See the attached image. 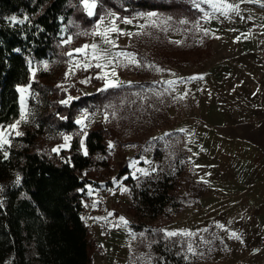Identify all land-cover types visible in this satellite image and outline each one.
I'll return each mask as SVG.
<instances>
[{"label": "rangeland", "instance_id": "374dc122", "mask_svg": "<svg viewBox=\"0 0 264 264\" xmlns=\"http://www.w3.org/2000/svg\"><path fill=\"white\" fill-rule=\"evenodd\" d=\"M154 1L171 3V10L122 18L105 6L94 20L83 0H72L75 12L63 26L57 52L30 62L31 81L18 88L27 89L19 91L20 116L0 125L9 141L0 151L8 155L10 146L23 143L19 137L33 132L31 150L63 161L73 134L62 128L67 111L61 106L115 82V91L80 106L75 116L83 152L84 133L95 121L111 129L107 153L82 172L90 181L83 218L92 264H264V197L230 201L234 185L226 177L236 149L232 140L255 144L264 155V0ZM224 4L233 9L225 13ZM10 19L21 22L16 15ZM113 24L119 29L108 33L114 45L95 34ZM85 45L84 52L76 51ZM65 136L71 140L61 148ZM124 164L128 172L118 175ZM155 172L154 179L146 177ZM165 175L178 195L167 196L154 211L134 190L159 193L164 187L157 179ZM128 176L140 179L128 184ZM180 197L185 206L176 211L172 202ZM29 256L38 264L32 250Z\"/></svg>", "mask_w": 264, "mask_h": 264}, {"label": "trees", "instance_id": "16d2710c", "mask_svg": "<svg viewBox=\"0 0 264 264\" xmlns=\"http://www.w3.org/2000/svg\"><path fill=\"white\" fill-rule=\"evenodd\" d=\"M71 1L0 0V125H8L20 116L18 88L31 81L30 62L57 52L63 26L75 12ZM104 1L105 4L96 6L92 19H98L105 6L122 18L140 10L165 12L172 7L171 3L154 0H122L120 4ZM78 13L83 22L88 21L82 11ZM14 15L21 22L12 24L10 18ZM116 89L104 88L71 100L69 106H61L67 111V118L59 121L64 131L73 134L63 161L55 162L31 150L36 137L33 132L19 137L23 143L10 146L7 156L0 151V264H32L30 250L38 264H92L88 227L83 218V197L90 181L82 172L97 165L98 156L107 153L111 129L105 122L95 121L87 130L85 155L75 116L80 106L96 103ZM47 115L42 118L44 121L48 120ZM127 168L124 164L118 175L127 173ZM156 175L155 172L146 177L154 179ZM168 178L165 175L157 179L164 187L159 193L136 189L134 192H140L143 202L155 211L157 204L167 202V196L178 195L173 193L174 185H168ZM139 179L128 176L125 181L135 184ZM178 200L172 202L176 211L185 206L181 197Z\"/></svg>", "mask_w": 264, "mask_h": 264}, {"label": "crops", "instance_id": "0c3cea01", "mask_svg": "<svg viewBox=\"0 0 264 264\" xmlns=\"http://www.w3.org/2000/svg\"><path fill=\"white\" fill-rule=\"evenodd\" d=\"M232 144L233 149H236L230 154L231 173L226 176L230 178V184L234 185V190L228 192L233 195L230 201L234 200L238 203L246 196L244 198L246 201L262 202L264 197V155L259 152L255 144H244L239 140H232ZM243 149L245 152L242 151ZM226 182L221 180V186ZM215 186L216 184L213 185V187ZM220 191L222 190L220 189Z\"/></svg>", "mask_w": 264, "mask_h": 264}, {"label": "snow or ice", "instance_id": "6c2138e0", "mask_svg": "<svg viewBox=\"0 0 264 264\" xmlns=\"http://www.w3.org/2000/svg\"><path fill=\"white\" fill-rule=\"evenodd\" d=\"M205 3H211L212 0H204ZM83 4H84V7L85 9L87 10V14L89 16H92L94 14V9L96 7V3H95V0H83ZM212 7L217 9V10H220L221 8V5L220 4H216V3H212ZM223 11L226 13L228 10H231L233 9V6L232 5H229V4H224L223 6ZM150 16L151 15H155V14H149ZM127 23H131V21H126ZM119 29L116 28V26L113 24L110 28H107L105 29L104 32H97L95 34L97 35H101L104 37V42L105 43H108V44H113L114 45V41L109 37L108 33L109 32H118ZM89 46L88 45H85L84 48H80V49H76L77 52H84V50L86 48H88ZM93 50H97L98 49V46L93 44L90 46ZM121 55H124L123 53H121ZM94 58L96 59H102L103 58V55H96L94 54ZM133 63H135V60L133 59L132 60ZM97 67H100L101 65L97 64L96 65ZM45 67H47V65H45ZM113 75H115V72L113 71ZM202 79V77H200ZM86 81H82V83H85ZM169 84L173 83L172 81H169L168 82ZM106 87H117L118 84L115 83V82H112V81H108L105 85ZM19 91L23 94L25 92H27V89L26 88H21L19 89ZM22 103H23V95H22ZM72 98L69 97V101L71 100ZM69 101H62V103H68ZM86 118V116H85ZM21 120H26V113L22 111V114H21ZM19 123V121H17V124ZM78 124L81 125V127L83 128L85 125H84V119H81V120H78L77 121ZM13 129L16 128V125H12L11 126ZM23 133L19 132V131H16V135H22ZM84 135H87V133H84ZM65 139V145H61L60 147L63 148V147H66L67 146V142L71 140V137H68V136H65L64 137ZM9 143L7 137H6V134L3 132V131H0V145H3V144H7ZM81 146L83 147V140H81ZM110 147H112V145L110 144ZM54 151H59V148L58 149H54ZM5 156H7V152L4 153ZM85 155H87V150L85 149ZM133 167H135V164L132 165ZM19 182V178L17 180V183ZM99 219V218H97ZM121 220L124 221V218L121 217ZM124 223H127V221H124ZM187 234V233H186ZM168 235L172 236V235H176V233H168ZM233 236H235L236 234L233 233L232 234ZM236 238H239V237H236ZM191 251V248L189 249Z\"/></svg>", "mask_w": 264, "mask_h": 264}]
</instances>
